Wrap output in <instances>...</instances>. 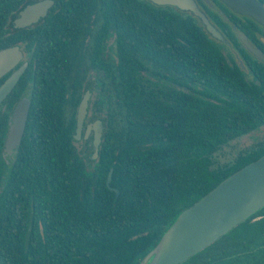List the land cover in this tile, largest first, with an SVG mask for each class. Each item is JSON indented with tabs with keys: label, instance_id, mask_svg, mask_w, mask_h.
<instances>
[{
	"label": "trees",
	"instance_id": "trees-1",
	"mask_svg": "<svg viewBox=\"0 0 264 264\" xmlns=\"http://www.w3.org/2000/svg\"><path fill=\"white\" fill-rule=\"evenodd\" d=\"M34 1L0 0V50L20 45L31 58L12 97L32 94L11 164L3 149L17 99L0 124V264H139L181 212L264 155L262 142L215 161L264 126V63H250L249 81L198 17L148 0H57L64 24H9ZM84 62L97 71L92 111L106 124L91 167L74 136ZM182 264H264V208Z\"/></svg>",
	"mask_w": 264,
	"mask_h": 264
},
{
	"label": "water",
	"instance_id": "water-1",
	"mask_svg": "<svg viewBox=\"0 0 264 264\" xmlns=\"http://www.w3.org/2000/svg\"><path fill=\"white\" fill-rule=\"evenodd\" d=\"M157 6H172L190 12L198 17L208 33L215 39L225 41L222 33L213 25L195 0H148ZM235 11L251 13L264 23V9L256 0H223ZM54 0H40L26 4L17 12L14 27L28 28L42 20ZM251 51L264 57L260 50L242 37ZM25 58L19 45L0 50V78ZM29 66L26 61L0 88V104L12 92ZM90 92H86L77 111L75 139L81 137L89 112ZM31 101L24 98L13 109L9 119V130L3 149L4 158L11 164L22 143L29 118ZM102 120L90 123L86 136L93 130L94 156L99 155L102 143ZM113 169L108 177V186L119 195V190L111 187ZM264 208V155L231 176L207 193L191 207L181 212L168 227L156 246L151 249L139 264H182L200 253L218 239L231 232L252 215Z\"/></svg>",
	"mask_w": 264,
	"mask_h": 264
},
{
	"label": "flooded vegetation",
	"instance_id": "flooded-vegetation-1",
	"mask_svg": "<svg viewBox=\"0 0 264 264\" xmlns=\"http://www.w3.org/2000/svg\"><path fill=\"white\" fill-rule=\"evenodd\" d=\"M40 1V0H38ZM55 3L52 5V7L49 8L47 15L40 20L38 23L33 24L32 26H37L38 24H41L48 16L55 17L56 13H58L59 9L57 6V0H54ZM200 7V9L207 15V17L210 19V21L213 23L215 27L222 33V35L225 38V43L227 47L230 45L231 48L236 52L237 58L239 60V65L246 71L249 72L251 77L255 76L252 73V69L250 67V63L254 61L263 62L264 60L259 57V55L255 54L253 51L249 49V47L246 45L245 41L242 39L244 37L245 40H247L254 49L260 50L263 57H264V23L259 21L253 14L251 13H241L235 11L232 7H230L226 2L223 0H195ZM258 3L262 5V8L264 9V0H256ZM19 12V11H18ZM214 14H220L224 19V25L223 29L219 28L210 18L211 15ZM14 20L12 17L9 20V24L13 23ZM68 22V21H67ZM54 23V24H53ZM61 23L64 24V19H58L55 17L54 22L51 21V26H55V24ZM91 26L87 31L85 29H82V39L81 43L79 44V49L82 50L84 59L89 56V51L91 48V42H92V33L95 30V19H91L88 22ZM110 40V41H109ZM109 48H113L114 40L109 39ZM20 46V45H19ZM21 47V46H20ZM22 48V47H21ZM5 49V48H4ZM25 53V58L23 61H20L15 67H13L7 74H5L3 77L0 78V88L5 84L7 79L20 67L26 62H29V66L31 64V58L30 55L22 48ZM29 55V59L27 58ZM112 58L114 56H110ZM28 66V68H29ZM85 71H87V78L85 81V90L83 93V97L86 92H90V99H89V115H90V106L91 102L95 101L96 98V78H97V71L94 69V67L87 65L86 62H84ZM27 68V69H28ZM27 71V70H26ZM25 71V72H26ZM245 71V72H246ZM25 74V73H24ZM23 74V75H24ZM22 75V76H23ZM20 81V80H19ZM18 84V83H17ZM17 86V85H16ZM14 87V89L16 88ZM12 90V92L14 91ZM12 92L2 101L0 104V124L2 123V119H5V113L7 111V106L5 102H12L14 99H17L16 102H22L24 98H29L31 101V90L27 89L20 97H17L16 95L12 97ZM82 97V99H83ZM82 101V100H81ZM15 108V107H14ZM89 115L85 121V126L82 133L83 141H86L89 143L88 147L91 149V154L94 153L93 150V141H94V131L92 130L89 134V136L86 138V132L87 127L90 123H94L98 120H102L104 124V128L102 130V142L104 139V134L106 131V124L104 122V119L102 117H97L94 120H89ZM10 119V118H9ZM102 145V143H101ZM100 145V146H101ZM85 151V150H84ZM81 152V151H80ZM100 152V149H99ZM83 155V153L81 152ZM91 158V156H90ZM94 159L97 161L99 159V155L94 157ZM86 160V159H85ZM89 162H87L88 164Z\"/></svg>",
	"mask_w": 264,
	"mask_h": 264
},
{
	"label": "rangeland",
	"instance_id": "rangeland-1",
	"mask_svg": "<svg viewBox=\"0 0 264 264\" xmlns=\"http://www.w3.org/2000/svg\"><path fill=\"white\" fill-rule=\"evenodd\" d=\"M215 40H217V39H215ZM217 43H218L219 47L221 48L222 52L225 54V56H226V58L230 64H232V65L234 63H236L238 65L240 64L239 60L237 58L236 52L231 48L232 46L229 45L227 47V45L220 40H217ZM107 55L114 56L113 48L107 49ZM27 58L29 59V55ZM245 74H246V77L249 81H251V82L254 81L253 80L254 77L253 76L251 77V75L249 74L248 71H246ZM170 84L173 85L172 82ZM176 86L179 87L178 85H176ZM179 88H182V87H179ZM88 115H89V112H88ZM96 118L97 117H94V115H93L92 104H91L89 120H94ZM88 136H86V138ZM94 137H95V135H94ZM262 142H264V126H262L261 128H259L256 131H253L247 135H244V136L232 141L228 145L223 146L215 155L216 164L217 165H223V164H227V163H232L236 160V158L240 154L253 149L254 147L258 146V144H260ZM93 144H94V141H93ZM75 145L79 149V151H81L83 153V157L86 159L87 162H89L88 165L91 167L92 163L95 161V159L93 157L94 153L93 154L90 153L91 149H90V147H88L89 143L86 141H83L82 134H81V137L76 140ZM93 150H94V147H93ZM90 156H91V158H90Z\"/></svg>",
	"mask_w": 264,
	"mask_h": 264
}]
</instances>
